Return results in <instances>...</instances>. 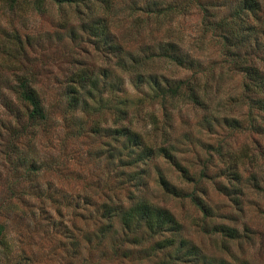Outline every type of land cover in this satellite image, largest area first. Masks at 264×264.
Returning <instances> with one entry per match:
<instances>
[{
	"label": "rangeland",
	"instance_id": "1",
	"mask_svg": "<svg viewBox=\"0 0 264 264\" xmlns=\"http://www.w3.org/2000/svg\"><path fill=\"white\" fill-rule=\"evenodd\" d=\"M32 1L13 12L0 0V224L8 244L0 243V264H15L22 254L30 260L19 264H162L150 256L153 244L148 243H126L129 257L111 254V243L123 236L120 221L104 246L95 249L99 213L87 198L98 205L121 200L128 207L146 199L159 209L156 213H170L180 227L165 235L177 234L187 246H196L202 253L199 264H264V110L252 102L264 98V91L247 90L251 79L232 65L224 31L204 24L205 11L196 2L184 12L189 0H136L138 6L157 1L167 9L161 15L142 9L135 13L130 8L134 0H117L105 14L103 2L97 16L107 17L111 35L123 46L119 59L82 35L77 9L48 3L46 11L38 12ZM202 1L215 4L208 14L213 12L211 18L218 22L230 18L241 0ZM259 1L261 10L246 17L259 40L253 39L243 54H251L264 74V0ZM67 17L70 21L63 22ZM72 29L80 31L78 37ZM170 41L197 61L194 77L203 99L198 105L183 97L169 98L166 104L152 98V84L175 86L192 76L188 67L148 59L140 72L157 77L158 84L152 78L150 84L140 81L129 70L135 58L146 59ZM80 68L117 86L73 108L68 102L70 75ZM21 78L29 79L42 97L48 116L38 126L30 118L32 106L18 91ZM120 103L128 106V120L116 119ZM119 123H129L146 141L169 148L189 178L168 158L157 156L128 165L129 173L142 174L141 184L131 179L119 183L108 150H127L95 131V126L100 130ZM31 163L41 167L37 173H28ZM162 175L187 192L195 189L207 213L190 197L167 192ZM104 180L112 183L111 189ZM72 235L81 239L76 254Z\"/></svg>",
	"mask_w": 264,
	"mask_h": 264
},
{
	"label": "trees",
	"instance_id": "2",
	"mask_svg": "<svg viewBox=\"0 0 264 264\" xmlns=\"http://www.w3.org/2000/svg\"><path fill=\"white\" fill-rule=\"evenodd\" d=\"M24 1L27 2V0H2L6 8L10 11L12 10L13 12H16ZM103 2L106 3L104 9L105 14H109L110 10L115 9L117 5V0H33L31 5L38 12L46 11V5L48 3H56L61 8L74 7L78 11V16H80L79 27L81 26V29L84 30L82 35L87 36V39L92 40L96 47L105 49L108 53L116 54V56L121 59L124 54V49L119 40L111 35V30L107 26V17L97 16V11L101 6L100 4ZM195 2L201 6L203 11H205L204 17L207 18V22L204 24L209 28L218 27L224 31L221 36L224 40V45L228 48L227 51L229 52L232 65L234 68L245 73L246 76L252 80H250V84L247 85V90L249 89L253 92L262 93V91H264V74L250 58L251 54H243L244 48L247 47V45H250V42H252L253 39H255L256 42L259 40V33L255 35L254 27L250 26L251 24L246 21V17L251 14L255 15L261 10L260 1L241 0L239 6L233 11L234 13H232L233 15L230 18H223V20L218 22H214L215 20L211 18L214 16L213 12L208 14V12L211 11L210 7L215 6V4H208L202 0H189L188 5L184 6V12L188 10L189 5ZM137 3L138 2L134 0L130 6L131 9H136L135 13L139 9H142L147 13H156L157 15L165 14L167 11L166 8L160 7L157 1H154V3L150 2V5L148 6L147 4H145L146 6H138ZM81 7L87 8L88 12H82ZM69 21L70 19L67 17L63 22ZM137 22L138 21L136 20L135 25L138 27L141 23ZM71 32L74 37H78V33L80 34V31L77 33L74 29H72ZM158 45L159 43L155 44V46ZM158 47L161 48L159 52L152 53L146 59L142 60L141 58L140 60L139 58L132 56L135 60L133 64L129 63V70L136 73V76L140 81H147L149 83L152 78L155 84H158L157 77L151 76L145 78L147 73L140 72V69L144 66V63L148 59H166L184 68L188 67L190 70H193L197 65L195 58H193L189 53L183 51L180 45L176 42L170 41L165 44L162 42ZM232 47L235 50H232ZM256 47V49L263 52V47L260 46V44H257ZM259 52L254 53L258 55ZM195 75H197V71L193 70L191 77L180 80L175 86L169 85L168 87L162 88L159 85L156 87L152 84L151 87L154 93L152 94V98H160L162 103L166 104L169 98L183 97L197 105L200 104L203 99L197 78L194 77ZM70 77L72 78V82L69 89L70 97L68 102L73 108H80L79 106L82 103V100L86 98L95 99L96 96H99V94L104 92V89H111L112 87L117 86L116 83H112L110 81L108 82L107 79H103L102 77L97 76L95 72H91L85 68H80L77 73L73 74V77L71 75ZM18 91L20 92L22 99L32 106L30 118L32 120H36L33 126H38L40 123L46 121L48 115L45 112L42 97L40 96L39 91L31 85L29 79L25 80L21 78ZM101 101H103V97H101ZM252 102H254L256 107L264 110V98H255L252 99ZM126 103H120V106L116 108L117 121H125L129 119V109ZM97 128L95 126L96 132H104L101 134L109 137L112 141H114V143L120 144L119 146L127 150L126 152H123L125 154H122L120 150L116 148H109L108 150L110 161L115 164L113 171L116 173L115 176L117 177L119 183L120 181H128L131 179L135 180V184H141L140 182H143L142 174L136 173L134 170L131 172L132 174L129 173V171L126 170L129 168L128 165L135 167L134 165L152 161L157 156L168 158L184 177L189 178V172L181 166L177 158L171 154L172 151L169 150V148H166V146H158L154 142L146 141L142 137V133L130 127L129 123H119L116 126H102L100 130ZM218 152L222 155L221 148ZM112 158H115V161H113ZM23 161L24 159L22 162ZM28 168V173H37L41 167L31 163L28 165ZM203 169L206 171V167H203ZM129 174L131 178H129ZM100 181L101 180L98 179V182L96 181L95 185H97ZM104 182L106 186L110 187L109 189L112 188V183L109 184L106 180H104ZM160 183L167 192H170L174 196L184 198L190 197L204 213H207L205 204L201 198L198 197L195 189L187 192L185 189L171 183V181L164 177V175L160 177ZM99 188L103 189L104 187L102 186ZM50 198L53 199L54 203L57 201V198L55 199L53 196ZM87 199H90L91 202L88 204H92L93 209H97V212L99 213L96 216V219L101 228L100 233L98 234V240L93 243L95 249L104 246L112 233V229L114 228L113 224L116 223V221H120L123 236L119 237V240L115 242V244L111 243L112 255L129 257V253L125 248L126 243H140L144 247V243H148L153 244L149 250L150 256L152 255L153 257L160 259L162 264H199L201 262L202 253H199L196 246H187L186 241L179 239V235L177 237V234H171L169 236L165 235V232L167 231L177 233L180 227L179 224L176 225V220H174L170 213L166 211L156 213L159 209L157 210L152 205L148 204L146 199H140L134 202L131 207L129 206L130 208L127 204L121 202V200L117 203L116 201H104L101 205H98V202L93 200L91 201V198ZM146 227H148L150 233L148 230V232L143 234V229ZM4 230L5 226L0 224V243L5 247H8ZM69 238L75 246L73 252L76 254L79 246L78 244L81 239L76 235H72ZM103 252H106L105 249ZM159 253H162L163 257L159 255ZM25 259L28 261L30 260L28 256L22 254L15 264H19V262H23ZM83 264L89 263L85 262Z\"/></svg>",
	"mask_w": 264,
	"mask_h": 264
}]
</instances>
